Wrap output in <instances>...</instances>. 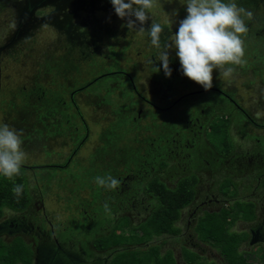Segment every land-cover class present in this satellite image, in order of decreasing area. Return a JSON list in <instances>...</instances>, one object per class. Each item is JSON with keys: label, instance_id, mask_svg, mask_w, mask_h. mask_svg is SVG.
Returning <instances> with one entry per match:
<instances>
[{"label": "rangeland", "instance_id": "rangeland-1", "mask_svg": "<svg viewBox=\"0 0 264 264\" xmlns=\"http://www.w3.org/2000/svg\"><path fill=\"white\" fill-rule=\"evenodd\" d=\"M186 3L187 0H155V6L148 11L149 20L146 24L150 26L155 21L168 27L179 26V22L188 15ZM237 4L253 12V18L246 20L248 32L243 37L246 65L233 66L234 73L221 79L219 69H214L212 88L216 87V90L213 91L206 90L187 76L169 82L165 73L153 71L152 65L146 64L150 60L151 51L155 50L151 39L135 27L129 29L126 20L112 12L95 11L87 17L89 29L95 28L99 38V49L92 56L85 58L77 50H71L66 42L58 41L59 36L48 26L36 30L28 40L0 51V126L7 124L21 134L22 149L26 153L23 164L35 167L26 173L31 204L23 213L32 214L34 219L42 221L47 230L50 229L48 222L54 229H72L73 237H78L92 254L103 257L105 252H99L93 246L96 237L112 229L121 234H134L132 226L146 223L145 219L157 206L156 199L145 189L146 183L157 171L160 180L169 187H175L184 176L196 177V201L204 200L205 195L209 194L224 201L199 208L187 230L184 227L191 207L183 208L177 221L182 233L154 236L151 241L138 247L157 244L162 254L170 250L177 264H186L182 257L183 248L196 252L200 256V264H226L216 248L198 240L195 228L202 209L210 211L221 206L227 207L239 200L240 203L252 201L256 210L262 213L264 210V167L261 165L264 163V0ZM9 11L10 7H0V45L5 43L11 28V19L10 22H4L9 17ZM176 52L174 47L168 49L169 56L178 63L180 60ZM113 70L128 72L140 92L158 105L163 101L170 104L181 94L188 95L172 108L155 110L146 105L124 79L128 88L120 90L123 87L119 83L120 76L111 74L77 92L71 103L69 92L72 89L85 86L99 74ZM180 73L183 74V71ZM111 81H116V85L108 96H105L104 90L98 91ZM167 83L170 88L166 87ZM44 89L52 92L58 90L59 95L54 97L53 102L61 104L60 101H64V105L47 104L38 112L31 113L33 104L45 103L47 98L42 97ZM97 91L104 100L101 96L96 99ZM226 97L250 114L260 127L251 123L243 111L235 109L232 104L227 111L214 110L217 112L211 115V106L217 105V101H211V98L227 100ZM192 103H198L200 107L195 111L185 109ZM201 109L204 111L201 112ZM201 113L206 115L205 121L208 120L202 124V129L188 122L199 117L200 124L203 123ZM111 125V130L116 131L118 142L112 154L106 156L103 148L109 142L111 134L108 130ZM207 126L209 130H206ZM211 126L218 127V131H212ZM75 127L79 130L78 135L74 133ZM87 130V139L67 167H47L60 166L62 163L63 166ZM157 145H164L165 153L152 154L151 149ZM129 147L140 148L138 155L141 160L125 161L120 154ZM101 148L104 151L102 156L99 154ZM116 149L120 150L116 155L117 160L114 156ZM228 149V156L233 155L232 160L240 157L242 161L255 163V159L259 166H240L242 171L234 167V164L222 166L220 156H224ZM201 150L207 163L202 161L193 170L187 166L183 168L186 159L184 154L192 155ZM218 155L220 159L217 160ZM170 164L176 168L173 165L165 167ZM110 171V175L118 180L133 175V181L138 180V186L131 192L133 199H146L149 207L139 209V214L118 207L106 209L103 206L99 209L97 203H104L100 200L119 194V189L109 190L95 183V177L106 176ZM96 187L101 196L98 201L93 194ZM11 214L6 210L3 217L9 218ZM125 214L131 221L126 219ZM95 216L105 221L102 228L100 224L92 225L97 222L92 220ZM250 224L239 219L232 229L248 232ZM76 225H79L78 229ZM188 234H191L192 239ZM2 238L11 239L3 234ZM130 247L106 250L107 260L116 251ZM239 249L246 252L248 261L264 264V241L250 245L246 240L240 244Z\"/></svg>", "mask_w": 264, "mask_h": 264}, {"label": "flooded vegetation", "instance_id": "flooded-vegetation-1", "mask_svg": "<svg viewBox=\"0 0 264 264\" xmlns=\"http://www.w3.org/2000/svg\"><path fill=\"white\" fill-rule=\"evenodd\" d=\"M236 1L240 2V3L242 2V0H236ZM252 1L253 0H247L246 3H249ZM126 2H127V0H126ZM0 7H1V9L10 7L9 17L6 14L7 15L6 17H8V18L4 22H8V21L10 22V19L12 20L11 28L8 31L7 36L5 37L6 41L3 45H0V51L6 50L7 48H10L12 45L17 44L18 42H20L22 40H28L34 34V32L36 30L41 29L43 26H48V28L54 30L53 32L57 37L59 36L58 41L63 40V42H66V44L70 47L71 50H77L78 54L80 56H84L85 58L87 56H92L93 54H95L96 50L99 49V46H98L99 38H97L98 34H96V32H95L96 31L95 28L89 29L90 23H88L87 17L90 15V13H93L95 11H102V12H106V13H111V12L115 13V10H114V7L111 3V0H0ZM124 19L127 22V18H124ZM162 25H164V24H162ZM143 27H144L143 30H141L139 28V25L135 28L137 31L144 33L148 39H151L149 34H148V31H147V29L150 26H148L145 23L143 25ZM178 28H179V26H173V27L170 26V28H169L167 25H165L164 26V32L162 33L161 48L157 49L155 47V50L151 51V53H150V60L146 64L147 65L151 64L153 68L158 67L160 69V71H158V74H159V72L161 74L162 73L164 74L165 72L163 70L162 62L156 59V56H157L156 53H159L160 51L164 50V48H163L164 43H172V41H173L172 38L174 37L175 33L178 31ZM52 65H53V63H52ZM169 67L172 70L171 76H168L169 78L167 79L169 82H174V81L178 80L180 78V76L186 77L184 74L180 73L182 71L180 62L176 63L175 58H173L172 56H169ZM155 72H157V71H155ZM111 74L115 75V76H120V79H121L120 82L117 81L120 84H123L122 85L123 87H121L120 90H122L123 88H128L127 85H125L126 83L123 82V79H124L125 81H127L129 86L131 85V90L139 98H141V100H143V102H145L146 105L148 104V106H150L151 108H153L155 110H161V109L163 110V109L172 108L175 104H177L183 98L182 97L181 99H179L177 101V99L179 97H181V95H182L181 94L177 98H174L170 104H166L163 101L162 104L158 105L153 100H149L148 98H146L144 96V94L140 92V90L135 86V83L132 79V76L128 72L113 70L111 72L109 71V72H104V73L99 74L98 76L93 78V80L90 81L85 86H80L78 88L72 89L69 92L71 103H72V100H73V98L77 92L85 89L89 84L96 81L97 79L103 78V77H105L107 75H111ZM164 80L166 81L165 78H164ZM115 82L116 81H111L110 83H108L107 86H105L104 88H102L98 91L100 92L101 90H104L105 96H108L112 87L114 85H116ZM108 86H110V87H108ZM166 87L170 88L171 86L169 83H167ZM169 88L166 89V92L169 91ZM208 90H212V91L216 90V87L208 89ZM201 91H204V90H201ZM42 92H43L42 97L46 96V98H47L45 103L44 104L43 103L33 104V109L31 110V113L38 112L47 104H49V105L50 104L51 105H57L58 104L57 106L62 105V104L64 105V103H63L64 101L63 102L60 101L61 104L53 102L54 97H56V96L58 97V95H59L58 90H55L54 92H52L48 89H44ZM99 92H98V95L96 96V99H99L100 96L102 99H105L102 95L99 94ZM122 97H127V96H122ZM226 99L227 100L211 98V101H214V100L217 101V105H215V107L211 106L210 114L212 115V113H215L217 111L218 112L219 111L220 112L227 111V108L230 106V104H232L235 109H237L241 112L243 111L240 108V106H238L235 102H233L231 100V98L226 97ZM205 105H206V103H205ZM199 107H200V104H198V103L193 104V105L188 104L185 109H187L188 111H195ZM214 110H217V111H214ZM200 111L203 112L204 109H201ZM138 116H140V114ZM200 117H201L202 122H203L201 124L198 120L199 117H195L194 121L192 119H190L188 122L191 123L192 126L197 125L198 128L202 129L204 127L202 124H205L208 120L205 121L206 115L202 114ZM249 117H250V120H252L253 124L260 127V125H258V123L254 122V120L250 114H249ZM111 128H113L112 125L110 126V128L108 130L109 133L111 134V136L109 138V142L106 143L107 147L103 148L104 150H106V152H104L102 150V148L99 150V154H101V156L103 155V152L106 154V156L108 154H112L111 151L114 148H116L115 145L118 142L117 141V134H116V131H112ZM206 130H209L208 126H207ZM78 131H79L78 128L75 127L74 133H76V135H78L77 134ZM197 132H200V131L197 130ZM197 132H195L194 134H196ZM88 134H89V131L87 130L84 137L78 141L77 146L72 150L71 154L64 161L63 166H62V164H63L62 163V164H60V166H59V164H57V165H52L51 167H62V168L67 167L69 165V163L71 162V160L73 159V156L77 153V151L79 150L81 145H83L84 141L87 139ZM139 149H140L139 147L125 148V150H123L120 155L121 156L123 155V157L125 158V161L137 162L138 160H141L139 158V155H138L139 151H140ZM119 151L120 150L116 149V152H114L115 160H117L116 155L119 153ZM151 151H152V154H155V152H156V154L165 153V147H164V145H161V146L157 145V147H153L151 149ZM176 154H179V152H177ZM189 155H190V157H187ZM219 155L217 156L218 157L217 160L220 159ZM184 156L186 159H185V162L183 164L184 165L183 168L185 166H187L188 169L193 170L202 161H205L207 163V161L203 157L202 150L200 152H193L192 155L189 153H185ZM220 157L222 159V161H221L222 166H224L225 164L227 166L234 164L235 165L234 167H236L239 171L241 170L240 166L244 167L246 165L247 168H248V166L254 168V167H256V165H258L256 163L255 159H254L255 163H252V161L249 162L250 160L246 161V162L242 161L240 159V157L237 159L234 158L232 160L233 155L220 156ZM149 161H151V159ZM243 163H245V164H243ZM261 165L264 167V163H261ZM170 166H172L173 168H176V166L174 164H170V165H167L165 167L169 168ZM165 167H162V168H165ZM173 168H170V169H173ZM157 173H158V171L155 173L156 175H154V176H157L159 178L160 175ZM109 174H111V171L109 172ZM132 177H133V175L127 176L125 178L124 177L121 178V180H120L121 183H120L119 187L116 188V189H119L118 196L114 195L113 197H107V198H103V200H100L101 199V196L99 195L100 191H99V188L97 189V187H96L95 190L93 191L94 198H96L97 201L100 200L101 202H104V203L98 202L97 203L98 208L102 209V207L103 206L105 207V204H107L108 208H110V209L111 208H117V207L120 210H124V209L129 210L130 209L132 212L136 211L137 214H139V209H143V210L147 209V207H149L150 204L145 201L146 199L145 200H138V198L133 199V195L131 194V192H132L133 188L138 186L137 185L138 180L133 181ZM116 189H115V191H117ZM196 199H197V195H196V188H195L194 198L191 201V203L186 206V207H191V208L190 209L188 208L189 212H187V221L185 223L184 230H187L190 227L191 222H192L193 218L196 216L195 214L197 213L199 208H201L204 205H217V204H220L221 201H224V199H220L214 194L205 195L204 200L199 201V202L196 201ZM194 203H197V204H194ZM30 204H31V202H30ZM221 207H219L218 209L210 210V211L219 210ZM259 209H261V208L259 207ZM205 212H209V210H206V208H203L202 214ZM255 212H256L255 219L250 221V223L251 222L252 223L250 224V228L248 230V240L250 237V231L254 230L259 235V239H260L259 241H264V232H263L264 210H263V213L259 212V210H256V205H255ZM12 213L13 214H11L9 216V218L2 217L0 219V238L3 239L4 241H10L14 238L21 237L27 244L30 245V247L33 251V257H32L31 264H110V260H107V257H108L107 254L108 253L106 250L95 249L99 252L104 251L105 256H103V257L96 255V254H92V252L86 247V245L80 242L78 237L77 238L73 237V235H72L73 230L72 229H71V231L64 230L63 228L54 229L53 225L50 222H48L50 225V229L47 230L44 227V223L42 221H37L36 219H34L32 217V214L27 215V214H24L23 212L22 213L12 212ZM124 216L129 221H131L129 216H127L126 214ZM180 217H181V213H180ZM92 220L97 221L95 224L92 223V225L96 226V225L100 224L101 225L100 228H102V225L105 222V221L104 222L101 221V219L98 220L97 217L92 218ZM46 224H47V222H46ZM176 226L179 227V230L182 233V229L177 224V222H176ZM78 227H79V225L75 226L76 229H78ZM180 232L178 234H180ZM2 234L4 236H10L11 239L6 240L5 238H2ZM188 236L190 237V239H192L191 234H188ZM25 237L33 238V240L31 239L29 241V239H27ZM198 240H199V238H198ZM199 241L201 243H204L201 240H199ZM190 244H191V242H190ZM192 245H193V243H192ZM115 249H117V248L109 249V251L115 250ZM183 249L190 250L188 248H183Z\"/></svg>", "mask_w": 264, "mask_h": 264}, {"label": "trees", "instance_id": "trees-1", "mask_svg": "<svg viewBox=\"0 0 264 264\" xmlns=\"http://www.w3.org/2000/svg\"><path fill=\"white\" fill-rule=\"evenodd\" d=\"M246 1L242 0L241 3ZM243 113L252 122L249 114L245 111ZM211 128L212 131L219 129L216 126H211ZM229 152L230 149L226 151L224 156L229 155ZM32 168L35 167L23 164L20 175L11 179L0 173V219L6 210L22 213L28 209L31 196L26 173ZM196 182V177L184 176L181 181H177L175 187H169L157 176L149 179L145 189L156 199L157 206L145 219L146 223L132 226V230L135 232L132 235L117 233L115 229H112L110 232L96 237L93 240V246L101 250L131 246L116 251L110 259V264H177L170 250L162 254L160 253V246L157 244L147 245L143 248L138 246L145 245L154 236L163 234L175 236L180 232L176 222L180 218L181 210L193 200ZM262 183L264 185V179ZM15 185H23L24 190L20 197H17L13 192ZM235 201L227 207L222 206L219 210L205 212L197 221L195 230L199 240L216 248L226 264H256L248 261L245 257L246 252L239 249L240 244L248 240V232L232 229L234 223L239 219L243 221L255 219V203L252 201H247V203H244L246 201L243 203H240L239 200ZM32 253L30 245L21 237L10 241H4L0 238V264H31ZM182 257L186 264L201 263H199L200 256L191 250L183 249Z\"/></svg>", "mask_w": 264, "mask_h": 264}, {"label": "clouds", "instance_id": "clouds-1", "mask_svg": "<svg viewBox=\"0 0 264 264\" xmlns=\"http://www.w3.org/2000/svg\"><path fill=\"white\" fill-rule=\"evenodd\" d=\"M111 3L121 19L127 18L129 29L139 25L141 30L149 20L148 11L155 6V0H111ZM186 4L188 15L179 22L172 43H164V50L156 59L162 62L165 74L171 76L168 49L174 47L183 74L208 90L213 87L214 69H219L221 79L234 73L233 66L246 65L243 37L248 32L246 20L253 18V12L238 6L236 0H187ZM164 26L152 21L147 29L151 44L157 49L161 48ZM153 71L160 69L154 67ZM22 144L17 130L7 124L0 126V173L10 179L20 175L26 159ZM95 183L115 190L121 181L109 174L95 177ZM23 190V185L13 187L17 197Z\"/></svg>", "mask_w": 264, "mask_h": 264}, {"label": "water", "instance_id": "water-1", "mask_svg": "<svg viewBox=\"0 0 264 264\" xmlns=\"http://www.w3.org/2000/svg\"><path fill=\"white\" fill-rule=\"evenodd\" d=\"M194 93H196V92H191L190 94H194ZM185 95H188V94H185ZM185 95L179 97V98L177 99V101H178L179 99H181L182 97H184ZM259 240H260V239H259V235H258V233H257L256 231H254V230H251V231H250V237H249L248 243H249L250 245H254V244H257V243L259 242Z\"/></svg>", "mask_w": 264, "mask_h": 264}, {"label": "crops", "instance_id": "crops-1", "mask_svg": "<svg viewBox=\"0 0 264 264\" xmlns=\"http://www.w3.org/2000/svg\"><path fill=\"white\" fill-rule=\"evenodd\" d=\"M245 223H250V221H245ZM252 223V222H251ZM32 257H33V253H32Z\"/></svg>", "mask_w": 264, "mask_h": 264}]
</instances>
